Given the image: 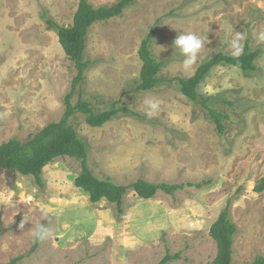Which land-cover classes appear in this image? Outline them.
<instances>
[{
    "label": "rangeland",
    "instance_id": "rangeland-1",
    "mask_svg": "<svg viewBox=\"0 0 264 264\" xmlns=\"http://www.w3.org/2000/svg\"><path fill=\"white\" fill-rule=\"evenodd\" d=\"M116 1L90 0L97 7ZM78 4L0 0V144L25 142L62 119L77 71L47 21L71 26ZM151 30L153 52L166 62L164 81L136 93L138 53ZM188 32L207 39L196 63L184 69L173 42ZM262 36L264 0H138L122 17L94 25L86 50L92 65L73 103L81 94L108 109L121 99L130 113L101 128L90 127L81 114L71 119L87 144L91 171L117 185L141 179L185 187L149 201L130 192L118 219L108 202L93 205L74 185L78 160L60 158L47 166L43 191L31 177L0 171V264H159L167 255L179 256L167 264H212L217 246L209 233L228 204L238 229L234 264L264 255V191L257 189L264 182ZM249 38L262 52L256 73L218 66L198 88L201 100L231 114L221 136L207 113L170 81L193 76L220 52L238 55ZM147 99L159 102L151 117ZM203 182L209 185L187 186ZM39 225L49 230L48 238L32 234Z\"/></svg>",
    "mask_w": 264,
    "mask_h": 264
},
{
    "label": "trees",
    "instance_id": "trees-1",
    "mask_svg": "<svg viewBox=\"0 0 264 264\" xmlns=\"http://www.w3.org/2000/svg\"><path fill=\"white\" fill-rule=\"evenodd\" d=\"M137 1L117 0L111 5L97 7L90 0H79L71 26L64 27L52 20L47 21L48 29L57 33L63 51L77 71L72 90L65 99V112L59 122L50 123L25 142L12 139L0 144V171L31 177L41 191L46 188L43 171L47 166L60 158L68 157L78 160L81 172L76 177L74 185L89 195L91 203L97 204L104 200L108 202L113 206L118 219L125 213V199L130 192L140 200L149 201L156 198L160 192L172 196L185 187L184 185L166 183L152 184L141 179L124 186L115 184L111 179L97 178L88 164L87 144L78 135L74 125L70 123L72 118L81 114L90 127L101 128L119 114L130 113L128 109L121 107L123 103L121 99L111 103L108 109H97L95 103L81 94L76 103H73V98L79 85L85 83L86 73L92 65L86 55L89 30L98 23L122 17L124 11L135 5ZM154 33L151 30L143 39L139 49L138 55L142 68L136 83V93L154 91L164 81L161 74L166 62L158 60L153 52ZM261 53L259 49L253 47L252 40L249 38L238 55L220 52L203 62L193 76L174 78L170 82L176 83L183 96L207 113L222 136L227 131L226 122L230 121L231 114L227 111L221 112L219 108L211 105L210 100H201L198 88L212 69L218 66L236 68L244 74L253 75L259 69L257 61L262 55ZM227 105H232V103L227 101ZM206 185L209 183L187 184V186L197 189H202ZM257 189L259 192L264 191V182ZM237 231V226L231 219L230 204H228L209 233L217 246V256L212 264H234V243ZM178 258L179 256L167 255L159 264H167ZM19 261L20 259L10 264H16ZM247 264H264V255L256 257Z\"/></svg>",
    "mask_w": 264,
    "mask_h": 264
},
{
    "label": "clouds",
    "instance_id": "clouds-1",
    "mask_svg": "<svg viewBox=\"0 0 264 264\" xmlns=\"http://www.w3.org/2000/svg\"><path fill=\"white\" fill-rule=\"evenodd\" d=\"M241 37L238 35L235 40L232 42L235 47L236 41ZM264 39V36L261 37ZM207 36L197 35L194 32L181 33L178 34L173 42L174 49L184 58L182 60V66L184 69L191 68L197 61L198 56L201 52V49L205 47V40ZM164 49L162 48V51ZM242 51V48H237V54ZM159 56V54H158ZM145 106L148 109L147 115L151 117L158 111L159 102L154 99L145 100ZM24 221L21 222L20 227L24 226ZM37 239L43 240L48 238L49 230L43 225L37 226V228L32 233Z\"/></svg>",
    "mask_w": 264,
    "mask_h": 264
},
{
    "label": "crops",
    "instance_id": "crops-1",
    "mask_svg": "<svg viewBox=\"0 0 264 264\" xmlns=\"http://www.w3.org/2000/svg\"><path fill=\"white\" fill-rule=\"evenodd\" d=\"M94 205V204H93Z\"/></svg>",
    "mask_w": 264,
    "mask_h": 264
}]
</instances>
